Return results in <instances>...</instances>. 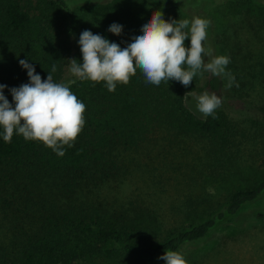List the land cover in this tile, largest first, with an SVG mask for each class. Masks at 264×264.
<instances>
[{"label":"trees","instance_id":"1","mask_svg":"<svg viewBox=\"0 0 264 264\" xmlns=\"http://www.w3.org/2000/svg\"><path fill=\"white\" fill-rule=\"evenodd\" d=\"M178 2L114 0L107 5L94 4L77 11L65 0H0V55L27 60L42 81L51 73L54 82H69L67 86L86 105L83 131L73 147L65 146L62 157L43 143L26 141L15 133L11 142H5L0 129V169L29 174L32 179L40 173H53L58 178L65 176L64 188H69L80 185L79 178L86 175V169L94 167L96 174L102 172L99 169L115 150L136 151L155 138L174 137L166 142L171 144L183 138L207 140L215 155V165L219 164L230 174L228 164L237 165L234 157H228L236 146L237 127L223 111H216V118L201 119L188 110L187 97L204 91L198 77L188 87L177 81L155 86L146 83L137 70L127 85L118 83L115 91L109 92L104 82L81 81L70 72L69 61L75 59L83 63L79 46L83 31L101 35L123 49L141 34L143 24L154 12H162L168 22L187 19ZM113 23L122 26L120 36L108 31ZM185 47H190V39L185 41ZM17 65L21 74L18 82L29 83L27 71L19 62ZM53 65L57 68L54 73L51 72ZM206 75L210 88L217 89L219 78L211 73ZM6 98L14 107L10 91ZM221 156L227 157L225 164L221 163ZM263 195L264 179H261L251 188L229 193L219 209L205 213L206 216L176 234L166 232L164 223L155 220L153 227L166 232L155 242L145 239L150 228L144 227L145 231L139 228L136 221L142 220V215L138 213L135 217L128 212L104 216L94 206L86 207L84 202L70 205V212L63 211V214L44 207L42 227L23 233V240L12 253L0 248V264H166L159 259L165 252H178L204 240L244 206ZM0 201L4 205L12 204L1 195ZM139 213L153 218L152 213L143 208ZM61 218L67 222L64 229L58 224ZM186 220L192 222L194 217L188 214L183 219ZM69 231H74V235ZM18 237L13 238V245Z\"/></svg>","mask_w":264,"mask_h":264},{"label":"rangeland","instance_id":"2","mask_svg":"<svg viewBox=\"0 0 264 264\" xmlns=\"http://www.w3.org/2000/svg\"><path fill=\"white\" fill-rule=\"evenodd\" d=\"M65 1L78 11L114 0ZM178 1L189 21L203 18L210 22L204 45L212 55L205 61L220 55L230 57L226 70L235 76L231 89L225 87L227 80L221 77L218 88L211 89L209 76L204 73L197 76L204 91L190 94L186 106L204 119L195 97L208 92L221 98L216 111L226 113L237 127L236 146L228 153L237 165L228 164L230 174L215 165L207 140L183 138L170 144L166 142L174 139L170 137L155 138L136 151L115 150L99 169L102 172L96 174L94 167L86 169V175L79 178L80 185L69 188H64L65 176L40 173L32 179L29 174L1 168L0 195L12 204L0 201V248L12 253L23 240V233L42 227L44 207L63 214L70 212V205L81 202L86 207L94 206L104 216L126 212L132 217L142 215L136 223L142 231L150 228L145 239L155 242L166 232L176 234L205 213L219 209L229 193L251 188L264 179V0ZM19 60L14 55H0V84L7 86L5 97L10 89L22 85L18 82ZM221 159L225 164L227 157ZM141 208L151 212L153 218L145 216L147 212L139 213ZM188 214L194 217L192 222L183 221ZM155 220L164 223L166 232L153 227ZM58 224L63 229L67 227L63 218ZM69 232L71 236L75 233ZM15 235L20 237L13 245ZM178 252L187 264H264V195L244 206L204 240Z\"/></svg>","mask_w":264,"mask_h":264},{"label":"clouds","instance_id":"3","mask_svg":"<svg viewBox=\"0 0 264 264\" xmlns=\"http://www.w3.org/2000/svg\"><path fill=\"white\" fill-rule=\"evenodd\" d=\"M209 23L203 18L168 22L163 13L157 11L143 24L141 34L123 49L101 35L85 30L79 38L83 63L81 65L75 59L69 61L70 72L81 81L104 82L109 92H114L118 83L127 85L137 70L146 83L155 86L177 81L188 87L195 77L211 73L226 79L225 87L231 89L235 76L226 70L230 57L220 55L205 61V57L212 55L204 45ZM122 30V26L116 23L108 29L116 36H120ZM189 39L190 47H185V41ZM19 64L27 71L30 82L10 89L14 107L4 95L7 86L0 84L3 139L11 142L14 133L22 135L26 141L41 142L62 157L65 146L73 147L83 131L86 105L66 84L54 82L51 73L42 81L27 60H20ZM56 71L53 65L51 72ZM235 86L239 87V84ZM195 99L200 113L216 118L221 98L204 92ZM159 259L166 264H187L183 254L177 251H167Z\"/></svg>","mask_w":264,"mask_h":264}]
</instances>
